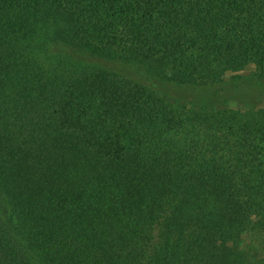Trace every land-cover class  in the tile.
<instances>
[{"label":"trees","instance_id":"trees-1","mask_svg":"<svg viewBox=\"0 0 264 264\" xmlns=\"http://www.w3.org/2000/svg\"><path fill=\"white\" fill-rule=\"evenodd\" d=\"M264 0H0V264H264Z\"/></svg>","mask_w":264,"mask_h":264},{"label":"rangeland","instance_id":"rangeland-1","mask_svg":"<svg viewBox=\"0 0 264 264\" xmlns=\"http://www.w3.org/2000/svg\"><path fill=\"white\" fill-rule=\"evenodd\" d=\"M52 51L56 55L67 56L71 59L98 62L117 73H120L128 78L143 83L146 86L159 90L169 96H173L182 100L197 102V103H244L260 107L264 103V95L254 83H237L234 85H225L220 87H212L205 89H195L192 87H181L171 83L161 82L149 74L137 69L136 67L114 63L109 61L95 60L87 55L72 51L71 49L62 46L54 45ZM257 246H262L260 253H264V235L259 237Z\"/></svg>","mask_w":264,"mask_h":264}]
</instances>
